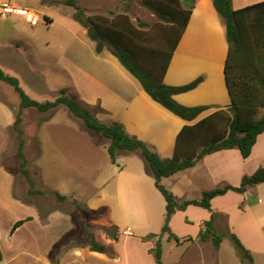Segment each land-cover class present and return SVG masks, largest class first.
I'll list each match as a JSON object with an SVG mask.
<instances>
[{
  "label": "crops",
  "instance_id": "crops-1",
  "mask_svg": "<svg viewBox=\"0 0 264 264\" xmlns=\"http://www.w3.org/2000/svg\"><path fill=\"white\" fill-rule=\"evenodd\" d=\"M261 1L264 0H233V7L240 9ZM77 2L89 12L107 9L109 12L121 0ZM192 2L191 18L174 52L165 82L180 87L198 81L192 89L174 96L187 106L208 107L194 120H186L154 100L118 57L107 49L98 53L96 43L88 35L90 42L79 45L74 61L67 54H63L59 61L63 71L73 78L72 84L62 87H68L101 121L122 122L131 135L147 142L163 158L174 156L179 134L186 125L197 124L228 108L231 103L225 78L229 50L225 22L213 0ZM2 18L13 24L24 20L17 15ZM85 32L87 34V29ZM65 128L77 131L99 148L97 156L103 165L97 171L94 166L92 182L85 180L86 166L79 164L75 167L71 155L66 154L63 147L68 141ZM38 133L41 148L37 162L44 186L77 199L94 213L103 211L102 218L107 225L116 224L120 230L118 240L107 237L101 242L111 248L113 257L91 250H70V255L82 260L94 256L105 264H157L150 251L155 247L157 237H144L162 232L166 199L157 188L144 157L139 152H119L116 162H112L110 141L75 119L65 105L59 106L40 125ZM263 166L264 132L258 136L248 158H244L238 148L222 149L204 156L190 168L163 178L162 183L180 200L198 199L204 191L224 184L239 186L245 175H251ZM5 169L12 191L10 196L0 197V248L3 252L0 264H6L7 259L3 242H8L14 249L7 262L17 261L25 254L30 258L18 264H54V245L72 227L54 238L53 230L50 232L49 229L55 215H64V212H55L50 206L49 209L48 206L41 208L37 202L38 194L29 192L24 175V179H20L13 171ZM45 194L40 193V196ZM212 207L217 213V228L224 229L226 236L235 233L252 253L255 264H264V182L246 193L231 190L216 196L212 199ZM3 211L8 216L6 219L1 215ZM211 215L206 208L189 205L172 216L170 227L181 241L168 234L161 237L163 264H182L189 258V264H224L221 252L224 239L218 248L211 240L199 239L203 223ZM23 219L26 221L12 232L14 225ZM17 238L38 243L39 246L35 247L38 250L30 252L26 247L20 251Z\"/></svg>",
  "mask_w": 264,
  "mask_h": 264
},
{
  "label": "trees",
  "instance_id": "trees-1",
  "mask_svg": "<svg viewBox=\"0 0 264 264\" xmlns=\"http://www.w3.org/2000/svg\"><path fill=\"white\" fill-rule=\"evenodd\" d=\"M151 8L161 22L170 25L164 35L159 36L155 28H147L142 21H134L124 12L110 10V16L87 15V9L79 6L76 0H66L75 9L73 17L87 29V35L96 43V51L107 49L140 81L151 97L176 115L194 120L206 110L207 106H187L175 99V94L195 87L198 81L185 86H171L165 82V75L174 52L183 36L193 11V0H141ZM215 8L225 22L229 50L225 62V78L231 103L226 109L219 110L194 125H186L179 134L175 154L170 158L161 157L147 142L131 135L120 121L105 123L101 121L76 96L68 95V89H62L55 100L39 101L29 95L22 87L17 76L7 73L0 67V80L11 84L20 96V109L13 124L17 131L21 158L20 172L29 184L31 194L43 193L35 189V180L27 168L24 153L25 139L23 109L35 108L39 112L52 114L61 104L66 105L73 117L79 119L88 129L99 133L110 141L109 153L112 162H116L117 153L139 152L148 164L149 171L155 178V184L166 199V217L160 234L144 237H157L156 245L150 251L156 263L163 264V247L161 237L168 234L181 241L170 227L172 216L189 205H196L211 211L209 220L204 221L199 234L201 241L211 240L218 248L223 235L218 233L217 213L213 210L212 199L228 191L246 193L251 187L264 182V166L253 174L245 175L239 186L224 184L206 190L198 199L180 200L162 180L179 171L194 166L204 156L222 149L238 148L244 158H248L258 136L264 132V1L234 9L233 0H213ZM189 7H186L188 6ZM161 37V38H160ZM261 114V115H260ZM61 201L69 199L55 191ZM73 201L83 210L85 205L77 199ZM26 220L18 221L14 232ZM107 237L118 240L119 227L109 224L102 227ZM224 234V233H223ZM234 245L240 252L244 264H255L250 250L235 233H230ZM192 239V238H189ZM91 251L113 252L106 244L96 240L92 234L89 242ZM3 252L0 248V260Z\"/></svg>",
  "mask_w": 264,
  "mask_h": 264
},
{
  "label": "rangeland",
  "instance_id": "rangeland-1",
  "mask_svg": "<svg viewBox=\"0 0 264 264\" xmlns=\"http://www.w3.org/2000/svg\"><path fill=\"white\" fill-rule=\"evenodd\" d=\"M5 1L17 6L28 7L32 13L39 17V21L37 24H33L24 18L19 23L13 24L3 19L4 15L0 14V67L7 73L17 76L25 91L39 101L55 100L62 89H68V95L76 96L69 91L68 87H62V85L72 84L73 78L63 71L59 63L63 54H67L70 60L75 59L78 55L79 45L88 42V40L90 42L85 32L86 29L73 17L75 9L69 6L66 0ZM108 10H99L98 12L87 10V15L110 16ZM110 10H114L116 14L126 11L135 22L142 21L147 24V28L156 27L159 36L164 35L167 28L170 27V25L161 22L159 16L144 5L141 0H121ZM62 105L64 104L60 106ZM19 109V94L11 84L0 80V178L2 177L0 197L3 198L6 195L10 196L12 191L7 175L8 171L5 168L13 171L17 178L24 179L20 172L21 158L18 155V135L12 126ZM50 116V113L39 112L35 108L23 109L22 127L24 129V153L27 158V168L35 180V189L46 193L44 196H40L38 193L37 202L41 208L48 206L49 209L50 206L55 212L56 210L64 212V215L62 213L55 215L49 231L53 230L52 234L55 238L59 233L68 231V228L72 227L54 245L52 252L54 264H105L104 261L94 256L82 260V258L73 257L69 253L70 250L85 252L90 250L88 245L92 234L99 242H103L107 238L102 229L105 226L103 224L107 225L105 219L102 218L103 211L94 213L86 206L81 210L72 198L65 201L59 200L54 190L44 186L39 175L37 159L41 143L38 128ZM65 129L68 141L64 143L63 147L66 154L71 155L69 158L72 159L75 167H78L79 164L86 166L88 173L85 180L92 182L91 177L95 173L94 166L97 171L98 167L101 168L103 165L102 160L97 156L100 153L99 148L87 138L77 134V131L71 128ZM94 157H96L95 160ZM1 215L5 219L8 217L4 211L1 212ZM218 233L224 237L221 251L223 263L244 264L241 261L239 250L231 238L226 236L225 230H218ZM25 238H17L16 244L19 245L20 251L26 247L30 252L38 250L35 248L39 246L38 243L24 241ZM2 245L5 249V256L9 259L12 257L14 249L8 242H3ZM28 258L30 256L23 254L17 261L7 262L6 259L4 262L18 264ZM190 259L183 260L182 264H189Z\"/></svg>",
  "mask_w": 264,
  "mask_h": 264
},
{
  "label": "built area",
  "instance_id": "built-area-1",
  "mask_svg": "<svg viewBox=\"0 0 264 264\" xmlns=\"http://www.w3.org/2000/svg\"><path fill=\"white\" fill-rule=\"evenodd\" d=\"M0 14L21 16L33 24H37L39 21V17L32 13L28 7L17 6L5 0H0Z\"/></svg>",
  "mask_w": 264,
  "mask_h": 264
}]
</instances>
